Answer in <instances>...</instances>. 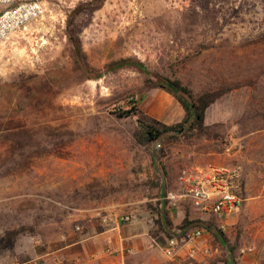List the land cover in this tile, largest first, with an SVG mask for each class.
<instances>
[{
    "label": "rangeland",
    "instance_id": "rangeland-1",
    "mask_svg": "<svg viewBox=\"0 0 264 264\" xmlns=\"http://www.w3.org/2000/svg\"><path fill=\"white\" fill-rule=\"evenodd\" d=\"M42 1L44 12L0 44V264L61 242L117 255L103 236L117 232L157 242L146 264H264V0ZM72 36L101 79L78 68ZM129 58L195 95L231 91L204 133L143 146L138 118L117 113L136 106L168 125L186 113L140 70L106 71ZM211 167L240 175L242 207L222 219L183 197ZM161 200L174 236L186 217L212 221L233 254L205 230L196 244L173 237L171 259ZM120 240L128 264H142L140 239Z\"/></svg>",
    "mask_w": 264,
    "mask_h": 264
},
{
    "label": "trees",
    "instance_id": "trees-1",
    "mask_svg": "<svg viewBox=\"0 0 264 264\" xmlns=\"http://www.w3.org/2000/svg\"><path fill=\"white\" fill-rule=\"evenodd\" d=\"M71 41L75 48V60L78 68L87 75L89 80L101 79L103 77V72L99 69L92 68L85 60V54L83 53L80 40L77 37L72 36ZM128 68H135L146 74L154 87L162 88L173 95L179 101L186 113L185 117L180 122L171 125L147 116L136 106H134L132 110H123L117 113L118 117L122 119L134 116L138 118L139 127L135 137L140 145L143 146L157 144L158 146L163 147L168 140L184 137L192 132L204 133L206 130L205 123L208 110L221 97L231 91L230 87L221 86L218 89L205 90L204 92H201V94L195 95L190 89L183 86L179 80H172L153 73L147 70L142 61L133 58L111 62L106 66V71L118 72ZM166 204V201L161 200L162 207L158 210L161 233L169 238H182V236L193 229H204L211 233L215 237L216 242L225 247L230 255L233 254L232 248L227 245L226 236L212 221H206L204 219L191 220L189 217H186L181 226L178 227V229L181 230V233L174 236L171 232L172 222L166 217ZM230 257L231 258L226 261L225 264L236 263L235 259L232 256Z\"/></svg>",
    "mask_w": 264,
    "mask_h": 264
},
{
    "label": "built area",
    "instance_id": "built-area-1",
    "mask_svg": "<svg viewBox=\"0 0 264 264\" xmlns=\"http://www.w3.org/2000/svg\"><path fill=\"white\" fill-rule=\"evenodd\" d=\"M43 12L42 0H0V44ZM194 182V186L189 187L183 197L192 199L201 212L222 219L242 207L244 200L240 196V175L237 170L211 167L207 171L201 170ZM204 234V229L196 228L186 233L182 241L196 244ZM178 246L177 238L168 241L166 254L171 259L175 258ZM199 251L202 250L193 245L190 255L194 257ZM127 252L133 254V250Z\"/></svg>",
    "mask_w": 264,
    "mask_h": 264
},
{
    "label": "crops",
    "instance_id": "crops-1",
    "mask_svg": "<svg viewBox=\"0 0 264 264\" xmlns=\"http://www.w3.org/2000/svg\"><path fill=\"white\" fill-rule=\"evenodd\" d=\"M102 236V235H101ZM103 236L108 240H113V244H109L108 246L111 247V250L114 252H119L117 255H109L104 256L102 251L100 250L97 252L95 247H92L90 241H86L83 243H76V244H65L63 242L59 243L58 245L50 244V245H43L38 250L39 253L36 254L35 257H31V259H25L22 263L18 264H128L129 256H125L122 254V246L121 240L122 238L125 239L126 243L128 241H132L134 238L140 239L138 242L134 243L136 247L142 246L145 248L144 256L139 257V261L142 264H146L144 261L146 258L148 259L150 256L153 255L154 249L156 246L154 243H157L155 240H150L149 238H144L142 234L138 236H130V237H122L117 232V235L111 234H103ZM92 241V240H91ZM129 243V242H128ZM98 254V255H97ZM96 256V257H95ZM145 257V258H144ZM79 261V262H78Z\"/></svg>",
    "mask_w": 264,
    "mask_h": 264
}]
</instances>
